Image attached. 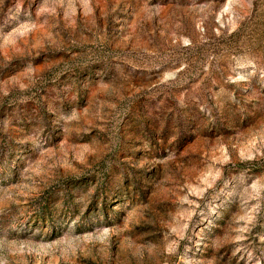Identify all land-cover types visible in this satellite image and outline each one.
<instances>
[{
    "label": "rangeland",
    "instance_id": "1",
    "mask_svg": "<svg viewBox=\"0 0 264 264\" xmlns=\"http://www.w3.org/2000/svg\"><path fill=\"white\" fill-rule=\"evenodd\" d=\"M0 264H264V0H0Z\"/></svg>",
    "mask_w": 264,
    "mask_h": 264
}]
</instances>
